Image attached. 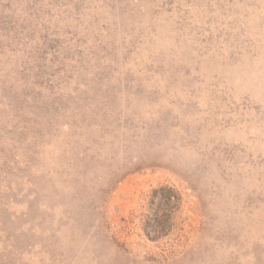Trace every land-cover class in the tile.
I'll use <instances>...</instances> for the list:
<instances>
[{
    "label": "rangeland",
    "instance_id": "1",
    "mask_svg": "<svg viewBox=\"0 0 264 264\" xmlns=\"http://www.w3.org/2000/svg\"><path fill=\"white\" fill-rule=\"evenodd\" d=\"M0 264H264V0H0Z\"/></svg>",
    "mask_w": 264,
    "mask_h": 264
}]
</instances>
